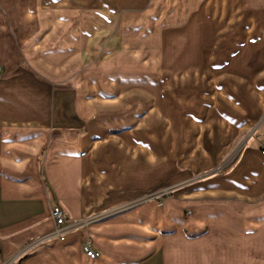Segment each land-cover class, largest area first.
<instances>
[{
	"label": "crops",
	"instance_id": "0c3cea01",
	"mask_svg": "<svg viewBox=\"0 0 264 264\" xmlns=\"http://www.w3.org/2000/svg\"><path fill=\"white\" fill-rule=\"evenodd\" d=\"M175 1L181 9L188 2ZM74 3L0 0V264H264V157L255 147L264 132L228 176L189 185L160 206L142 197L168 176L149 183L157 154L137 142H148V123H165L161 88L117 75L105 89L98 77L85 84L90 29L118 30L111 42L120 50L161 46L148 14L170 0H99L92 11ZM73 63L82 71L74 77ZM210 127L187 157L195 170L213 171L225 152L218 145L235 132ZM56 207L67 216L62 228Z\"/></svg>",
	"mask_w": 264,
	"mask_h": 264
},
{
	"label": "rangeland",
	"instance_id": "374dc122",
	"mask_svg": "<svg viewBox=\"0 0 264 264\" xmlns=\"http://www.w3.org/2000/svg\"><path fill=\"white\" fill-rule=\"evenodd\" d=\"M80 1L74 0V11L81 10ZM82 1L88 11L101 6L99 0ZM176 2L170 0L164 11L148 14L161 32V46L148 47L139 41L134 45L136 49L120 50L111 42L119 37L118 30L111 27L89 31L92 37L88 39V50L92 56L85 67V84L88 81L90 87L98 77L105 89L113 76L130 77L147 81L148 87L159 85L165 97V123H148V142L141 141L144 135H139L137 142L157 154L148 165L149 183L168 176L165 185L152 187L142 197L150 201L162 194L164 202L189 185L218 175L228 176L250 141L264 132V0H188L183 9L176 8ZM61 12L57 14L58 23L64 16ZM74 32L83 37L80 31ZM77 66L72 64L70 75L82 73ZM76 80L79 82L80 76ZM106 90L111 101L118 98ZM96 95L89 94V101ZM146 111L137 115L142 117ZM210 123L217 135H225L230 127L235 132L229 140L219 142L218 148L225 152L211 167L213 171L195 170L187 157L202 129L204 134L208 132ZM256 145L263 158L264 139H258ZM162 151L169 159L160 157ZM175 154L178 158L173 159L170 155ZM194 156L190 158L194 160ZM172 167L175 172H171ZM179 178L182 180L177 182Z\"/></svg>",
	"mask_w": 264,
	"mask_h": 264
},
{
	"label": "built area",
	"instance_id": "2783aa9c",
	"mask_svg": "<svg viewBox=\"0 0 264 264\" xmlns=\"http://www.w3.org/2000/svg\"><path fill=\"white\" fill-rule=\"evenodd\" d=\"M1 71V68H0ZM264 153V150H263ZM164 196V195H163ZM162 194L161 195H157L156 197H154L153 199H157L155 201H157L158 205H162L163 204V198ZM52 216L53 219L56 223L57 228H62L66 225L67 223V216L66 214L63 212V210L60 207H56L53 209L52 212ZM83 251L85 253V255L89 258V259H96L97 258V254L96 252L92 249L91 243L90 242H86L83 245Z\"/></svg>",
	"mask_w": 264,
	"mask_h": 264
}]
</instances>
